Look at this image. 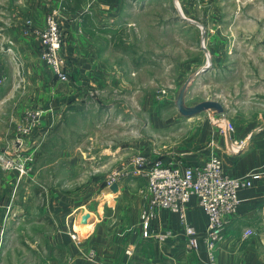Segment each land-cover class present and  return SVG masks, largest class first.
Segmentation results:
<instances>
[{
    "label": "rangeland",
    "instance_id": "rangeland-1",
    "mask_svg": "<svg viewBox=\"0 0 264 264\" xmlns=\"http://www.w3.org/2000/svg\"><path fill=\"white\" fill-rule=\"evenodd\" d=\"M72 1V5H82V8L90 13L97 11L102 2V0ZM121 2L122 6L112 11L117 18H121L120 22L124 23L118 27L121 31L113 29L115 24L120 23L119 20H114L109 25L112 33L110 31L105 34V31L99 30L92 33L89 30L90 36L88 35L92 42L96 40L98 42L94 41L95 43L103 46L102 55L105 59L112 64H122L121 70L118 65L112 67L110 75H106L107 72L104 74L109 69L104 64L99 69V73L102 70V75L97 80L99 88L94 90L95 96L101 97L100 101L105 105L110 102L109 94H113L112 100L116 99L125 105L124 110H127L129 118L126 130L128 161L122 168L125 170L116 171L120 172V176L112 183L110 181L114 168L112 170L109 165L111 167L109 172L102 170L104 172L102 177L95 180L91 173L102 167L98 163H90L88 158L89 153L103 155L105 145L109 147V144L112 146L118 144L113 130L98 127L76 135L70 129L63 130V127L53 131L42 130L39 121L43 117V107L40 104L39 107H33L34 99L31 96L39 91L37 88L39 84L31 79L27 80V77L36 74L48 75L58 83L67 84L59 82L41 61L40 32L44 27L34 28L31 19L25 21L23 19L20 23L17 22L18 30L14 29V32L12 29L15 26H8L9 21H6V18L0 20V25L5 28L8 35L4 36L0 30V264L50 263L51 247L43 237L44 228L34 222L39 218L37 207L54 203L58 198L55 193L61 188L71 192V189H90L96 185L116 186L124 175L144 178L141 175H133L132 172L136 169L133 163L137 157L143 156L149 164L152 163L156 147L169 150L168 145L182 138L183 140L191 138L193 143L190 145H195L194 139L202 136L201 128L204 122L208 121L216 130L221 122L226 123L227 118L231 120V115L218 114H221L219 111L224 106L232 105L233 97L239 90L238 83L234 81L241 76L247 78L245 75L249 73L250 68L246 66L248 60L252 58V53L264 58V0H121ZM67 5L71 3L65 0L64 7L67 8ZM53 10L55 8L49 12ZM106 11H100V14L104 16ZM104 17L99 18L100 26L104 24L102 20H106ZM89 18H91L89 15L85 18L88 23L91 22ZM25 38H34L37 44L38 66L36 70L30 68L31 72L28 71L26 60L19 52V48L25 51L26 45H23ZM106 38L113 43L110 52L106 51L109 44ZM85 53L83 50L79 54L81 60L88 58L94 60L96 57L95 52ZM222 54L224 56L221 58ZM216 59L222 68H216L212 64V60L214 62ZM200 62L203 63L202 66L199 65ZM227 66L230 68L226 69ZM68 67L70 71V66ZM219 69L224 70V78L218 81L216 72ZM260 71L262 72V68ZM14 76H17L16 84ZM25 76L27 81H24ZM10 77L14 82L13 90L21 93L22 89L25 94L10 95L11 89L8 87ZM43 83V88L46 85L51 86L44 81ZM121 84L120 89L118 86ZM242 99L245 106L243 110L249 112L251 105L246 102L247 97L244 96ZM14 104L22 108L21 115L13 114ZM150 109L158 112L161 119L163 130L161 137L164 135L171 137L172 142H168L166 138V144H155L156 136L153 137L148 119L150 116L148 117L147 110ZM33 110H40L42 116L35 126L30 128L28 113ZM136 118L141 119L139 123H135ZM212 120L218 121L216 126L212 124ZM88 137H94L96 145H91ZM162 140L161 138L160 141ZM212 140L218 143L216 136L208 138V145L205 147L208 149L207 156L213 149ZM215 151L218 152V144ZM203 162L193 167L176 166L187 172ZM88 191L84 190V194L78 196L84 202L89 198ZM69 197L65 195L63 199ZM28 203L38 205L36 207L33 205L31 209L29 217L33 221L31 224L22 220L24 212L15 208L17 205ZM55 218L51 211L45 215V219H48L46 229L48 236L56 229L53 221Z\"/></svg>",
    "mask_w": 264,
    "mask_h": 264
},
{
    "label": "crops",
    "instance_id": "crops-1",
    "mask_svg": "<svg viewBox=\"0 0 264 264\" xmlns=\"http://www.w3.org/2000/svg\"><path fill=\"white\" fill-rule=\"evenodd\" d=\"M64 1L3 0L0 2V20L6 18V21H9L8 26H15L12 29L14 32L18 30L17 27L23 19L24 21L31 19L32 27L42 29L47 13L53 8L59 9V21L64 33L63 54L67 56L71 69L69 71L70 81L64 85L51 78L52 76L39 74L31 75L27 77V80L31 79L39 84L37 86L39 91L34 92L35 95L31 96L34 99L33 107L40 105L43 107V117L39 121L43 131L60 130L63 127V130L70 129L76 135L82 131L106 127V129L115 132L118 144H114V146L109 144V147H113V149H109L108 145H105L103 155L89 153L88 161L98 163L102 167V169H96L91 173V177L96 180V178L102 177L104 170L107 172L111 167L112 170L114 168V172L120 169L125 170L122 168L128 161L126 130L129 118L127 110H124L125 105L117 102L116 99L113 101L111 93L109 94L110 102L105 105L100 101L101 97L95 96L94 91L95 88H99L97 80L102 75V70L99 73V69L104 64L109 68L104 72V74L107 72L106 75H110L112 67L117 65L121 70L122 64H112L107 58L105 59L102 55L103 46L95 43L96 40H93V43L88 37V35L90 36L89 30L92 33L95 30L105 31L106 34L111 31L109 25L112 21L119 20L120 22L121 18H117L112 11L114 8L121 7L122 2L121 0H102L98 12L90 13L86 12L82 5H72V0H68L71 5H67L68 7L65 8ZM100 11H106L104 12L105 17L100 14ZM88 15L91 17L89 23L85 20ZM101 17L108 20V22L102 20L103 26L98 24ZM122 24H124L122 21L119 25L115 24L113 29L121 31L118 27H121ZM0 30L4 36H8L5 33V28L1 25ZM106 40L109 43L107 46L105 45L106 51L110 52L113 43L108 38ZM23 45H26L25 51L19 48V52L26 60L28 71L30 68L36 70L38 55L35 39L25 38ZM83 50L86 53L95 52V59L81 60L79 54ZM223 56L224 54L221 58ZM202 64L199 65L202 66ZM212 64L216 68H222L217 59L214 62L212 60ZM228 67L226 69L230 68ZM246 67L250 68L248 69L249 73L245 75L247 78L241 76L234 81V83H238L239 90L233 97L231 107L224 106L219 111L221 114H218L219 116H225V114L232 116L231 120L228 118L226 120L233 123V136L239 141H245V147L239 151L235 150L234 145L226 137L218 136L219 126L215 130L207 121L202 124V136L199 139H194L195 145H190L193 143L191 138L188 140L182 138L181 142L177 141L168 145L170 146H167L169 150H161L156 147V152H153L152 155L154 157L152 162L160 160L173 165L193 167L206 159L208 155V149L205 148L208 145L207 140L211 136H216L218 153L229 175L243 177L250 176L254 172L261 175L262 178L255 181L251 188L240 191L239 210L236 215L229 217L224 240L219 244L216 252L219 264H264V58H261L257 53H252V58L248 60ZM38 70L40 69L38 68ZM223 71V69L217 70L218 81L224 78ZM198 75L199 73L196 76ZM13 78H15L16 84L17 76ZM13 78L10 77L8 84L11 89L10 95L25 94L26 92H23L22 89L21 93H16L13 90ZM43 81L51 86L46 85L43 88ZM118 87L121 89L122 84ZM244 96L248 99L246 101L248 105H251L249 112L243 110L245 106L242 98ZM14 105L13 114L21 115L22 108ZM147 112L148 117L150 116L148 118L151 124L150 129L154 134L153 137L156 136L155 144H166V138L169 140L168 142H172L171 137L168 138L166 135L161 137L163 130L158 112L153 109L147 110ZM214 117L219 119L217 116ZM140 120L136 118L135 123H139ZM212 122L215 126L216 122L218 123L217 120H212ZM161 138L162 141H160ZM56 139L64 142L62 139L65 138ZM87 140L91 145H96L94 137H88ZM90 149L92 148H88V150ZM109 156H112L111 159L108 158ZM146 184V179L142 177L124 175L116 186L96 185L90 189H71V192L61 188L59 192L55 193L58 198L56 201L53 200L54 203L37 207L39 218L34 222L44 228L45 236L43 237L51 247L52 260L48 264H205L207 261L206 247L202 244L200 251L187 252L184 244V227L179 216L175 213L158 209L156 218L152 222L154 232H171L172 235L169 238L159 241L154 237L149 239L143 237L141 213L147 204L149 191ZM84 190H89L87 194L89 198L85 202L81 200V197H78L84 194ZM65 195L70 197L63 199ZM33 205L28 203L15 206L24 212L22 220L29 224L33 222L29 218ZM36 206L38 205H34V207ZM48 211L56 216L53 220L56 229L51 233V236H48L46 230L48 219H45V215ZM187 218L198 233L201 234L205 231L208 225V216L196 198H192L190 202ZM49 223L52 224L51 221ZM247 230H251L253 233L244 238L242 235ZM73 234H76L78 238H71Z\"/></svg>",
    "mask_w": 264,
    "mask_h": 264
},
{
    "label": "built area",
    "instance_id": "built-area-1",
    "mask_svg": "<svg viewBox=\"0 0 264 264\" xmlns=\"http://www.w3.org/2000/svg\"><path fill=\"white\" fill-rule=\"evenodd\" d=\"M41 61L52 72L54 77L62 83H68L69 62L63 54V33L59 23V11L49 12L46 16L44 30L40 32ZM42 112L33 110L28 113V126L34 127L40 120ZM234 125L231 122L220 124L218 135L226 137L235 150L239 151L246 146L243 140H237L233 136ZM217 143L212 140V152L204 162L194 168L186 170L179 166L155 160L150 163L146 157H137L133 165V175L143 176L147 182L148 199L141 213L144 238H156L164 241L169 238L171 232L159 233L152 229V222L156 218L158 209L167 210L179 216L184 227V244L187 252H198L204 244L207 250L205 264H219L217 250L224 240L228 219L237 214L240 206V191L251 188L261 175L258 172L243 176L233 177L224 167L223 160L215 151ZM236 151V152H237ZM120 172L111 175L110 183L119 178ZM192 198H196L198 204L208 216V225L203 233H198L189 223L187 218L188 208ZM253 232L247 230L242 236L248 237ZM71 238H78L73 234ZM130 254V250L128 251Z\"/></svg>",
    "mask_w": 264,
    "mask_h": 264
}]
</instances>
